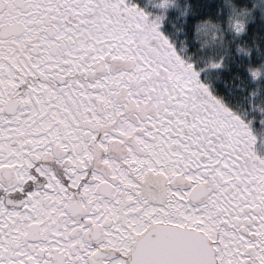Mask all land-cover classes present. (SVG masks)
Masks as SVG:
<instances>
[{"label": "snow or ice", "instance_id": "6c2138e0", "mask_svg": "<svg viewBox=\"0 0 264 264\" xmlns=\"http://www.w3.org/2000/svg\"><path fill=\"white\" fill-rule=\"evenodd\" d=\"M0 264H264V0H0Z\"/></svg>", "mask_w": 264, "mask_h": 264}]
</instances>
